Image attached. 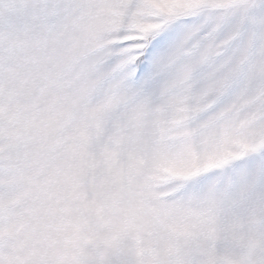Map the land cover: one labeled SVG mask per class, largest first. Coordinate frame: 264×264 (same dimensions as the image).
<instances>
[{
    "label": "snow or ice",
    "instance_id": "1",
    "mask_svg": "<svg viewBox=\"0 0 264 264\" xmlns=\"http://www.w3.org/2000/svg\"><path fill=\"white\" fill-rule=\"evenodd\" d=\"M0 264H264V0H0Z\"/></svg>",
    "mask_w": 264,
    "mask_h": 264
},
{
    "label": "rangeland",
    "instance_id": "2",
    "mask_svg": "<svg viewBox=\"0 0 264 264\" xmlns=\"http://www.w3.org/2000/svg\"><path fill=\"white\" fill-rule=\"evenodd\" d=\"M111 223L117 224L119 223V219L116 216H113L111 219ZM109 225L104 224L102 222H94V226L92 230L97 234L98 238H103L107 232H108ZM94 245H95V240L92 238H88V246H89V251L94 250Z\"/></svg>",
    "mask_w": 264,
    "mask_h": 264
}]
</instances>
